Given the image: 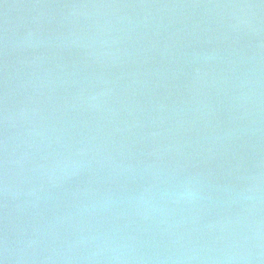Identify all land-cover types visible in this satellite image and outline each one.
Masks as SVG:
<instances>
[{"label": "water", "instance_id": "obj_1", "mask_svg": "<svg viewBox=\"0 0 264 264\" xmlns=\"http://www.w3.org/2000/svg\"><path fill=\"white\" fill-rule=\"evenodd\" d=\"M0 264H264V0H0Z\"/></svg>", "mask_w": 264, "mask_h": 264}]
</instances>
